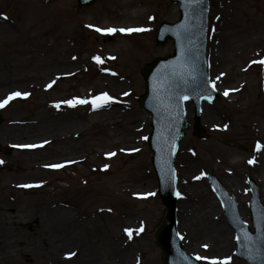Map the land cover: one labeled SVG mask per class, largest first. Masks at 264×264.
<instances>
[{"label":"rangeland","instance_id":"rangeland-1","mask_svg":"<svg viewBox=\"0 0 264 264\" xmlns=\"http://www.w3.org/2000/svg\"><path fill=\"white\" fill-rule=\"evenodd\" d=\"M117 1L95 0L91 7L78 10L76 0H0V101L12 91L18 92L15 85L33 86L58 73L50 79L51 87L48 84L37 90L27 86L20 92L28 93L27 97H15L0 107L4 118L0 126V204H9L8 213L17 218L45 205L40 216L43 226L49 221L47 205L67 210L71 228L50 225L37 231L45 234L46 244L51 241L60 251L75 253L65 264H162L163 255L153 234L165 208L157 196L145 140L150 118L139 99L144 94L142 66L172 54L171 42L158 47L155 35L160 22L178 19V7L169 0H133L140 8H129L128 16L122 18L124 10ZM227 8L228 15L221 16ZM220 21L228 23L226 32L233 49L214 65L213 72L210 50ZM96 28L145 30L116 31L110 33L112 39L108 41L96 33ZM260 34H264V0H210L207 71L211 83L220 89L219 98L202 106L205 138L194 135L193 110L187 105L189 128L175 158V168L178 161L189 159L186 175L202 186L201 193L195 194L199 210L207 211L216 200L206 180L207 174H213L243 208L247 224L248 178L260 188L264 204V147H256L258 142L264 146V64L259 62L264 59V40ZM102 93L113 100L99 115L94 114L91 103L75 107L62 103L73 98L91 100ZM74 122L79 127L73 128ZM58 126L68 133L75 131L76 140L42 148L14 144L40 141ZM17 127L24 128L21 137L29 138L15 141L13 131ZM73 157L79 159L60 168L48 167V163ZM134 179L138 183L132 184ZM19 183L24 186L16 187ZM181 185L177 181V223L184 201ZM214 209V220L208 222L228 227L220 204ZM191 215L196 216L195 212ZM11 229L9 221L3 227L0 220L3 244L17 257L11 263L28 264V259H38L40 255L32 247L45 245H17ZM228 229L232 233L229 243L217 241L208 228L197 233L195 245H183L191 254L204 258L198 259L201 264L227 257H231L229 264H244L234 256V236ZM126 230H131V239ZM61 243L68 246L61 249ZM24 247L30 252L23 253ZM18 249H22L20 254Z\"/></svg>","mask_w":264,"mask_h":264},{"label":"water","instance_id":"water-1","mask_svg":"<svg viewBox=\"0 0 264 264\" xmlns=\"http://www.w3.org/2000/svg\"><path fill=\"white\" fill-rule=\"evenodd\" d=\"M171 1L179 4L180 19L172 25L161 24L157 44L162 46L170 39L175 49L172 56L155 59L150 65L142 68L145 94L140 103L152 119L147 141L153 153L151 161L158 180L159 197L166 208V215L154 234L155 243L164 255L162 264H197L183 252L176 231L177 192L173 161L178 141L187 128L185 102L194 104L195 133L202 135L199 126L201 102H212L217 97L208 83L205 64L209 0H200L195 6H189L186 0ZM92 2L93 0H78V6L87 7ZM180 73H183V77ZM209 180L223 204L228 223L235 230L236 236L240 237V240L236 238L237 258L245 260L246 264H264V247H261L264 245V208L258 199L256 186L250 184L249 206L254 228V233L251 234L238 215L234 199L228 196L212 176H209ZM245 232L256 241V247L259 248V251L253 249V259L248 258V249L245 247L248 240L244 237Z\"/></svg>","mask_w":264,"mask_h":264},{"label":"bare ground","instance_id":"bare-ground-1","mask_svg":"<svg viewBox=\"0 0 264 264\" xmlns=\"http://www.w3.org/2000/svg\"><path fill=\"white\" fill-rule=\"evenodd\" d=\"M116 5H118L119 8H122L124 10V12L121 14V17L123 18L124 16H128L127 11L129 10V8L131 9H139L140 8V4L137 6L134 4L133 0H131V2L129 0H118L116 2ZM228 11L229 8H227L225 11L222 12L221 16H227L228 15ZM232 15V14H231ZM228 23L224 22V21H220L219 24H217L216 28H215V32L216 36L213 40V46H211V50H210V60H211V65L212 68L211 70H213L214 72V65L217 64L218 62H222L223 61V57L224 55H228V53L233 49V46L231 45V37L230 34L228 32H226V30L228 29L227 26ZM260 38L263 41L264 40V34H260ZM231 41V42H230ZM48 74V73H47ZM46 74V75H47ZM58 73H52L50 75H47L48 77H50V79H53ZM19 77H22V75H18ZM42 77H44L45 75L42 74ZM50 79L46 78V76L44 77L43 81L39 83V81H37L36 83L32 85L29 84H25L22 85L21 87H18L15 85V87L18 89V92L24 91L21 90L22 88H26L27 86H31L37 90H40L44 87H46L48 84H50ZM216 89L219 91L220 89L218 87H216ZM12 92H17L12 91ZM25 92V91H24ZM110 104L101 107V109H97L95 110V115H99L100 113L104 112L102 110V108H106L108 107ZM99 113V114H98ZM186 113L187 115L189 114V108H186ZM73 128L75 127H79V124L77 123H73L72 124ZM35 127H39V124H37ZM81 129H83V127H80ZM34 129V128H31ZM67 129V128H66ZM14 133V140L15 141H19V139H28L29 137H21V135L25 134L24 128H15V130L13 131ZM75 131L74 132H67V130H65L63 127L58 126L56 129L52 130L50 132H48L44 138H42L40 141H35V142H20V143H14V144H21V145H26V144H35V145H39L40 148H42V146L44 145H49V144H54V143H62V141H68L69 143H72L75 139ZM12 134V133H11ZM35 138V137H34ZM70 140V141H69ZM45 141H47V143H44ZM46 145V146H47ZM46 150V149H45ZM74 153H68L69 156L73 155ZM79 158L77 157H73V158H66L63 160H60L58 162H53V163H48L49 165L51 164H67V163H71L73 161H77ZM186 161H178L176 165L177 168L176 169V174H177V180L179 182H181L183 185L180 186V188L182 190H180L181 194L183 195L184 201H183V205H182V213H181V219H178V223H177V230L178 233L183 237V242L185 243L186 246H193L195 245L194 241H195V236L197 235V233H199L200 230H206V229H210V231H212V234L214 236V238L219 241V239H222L223 241H226L229 243L230 238L232 237V233L231 231L228 229V227H221V226H217L216 224H210L208 221H212L214 220V211H215V206L218 205L217 201L214 199L213 202H211L213 207H209V209L207 211L204 210H199L196 205V199H195V194L197 193H201L199 192V189L202 187L201 184H197L195 179H192L191 177H188L186 175V173L189 171L188 170V166L187 164L189 163V159H185ZM185 162V163H184ZM233 165H235V162H232ZM260 165V164H259ZM258 164H254V167H258L260 168L261 166H259ZM131 182V181H130ZM132 184H136L138 182H136V180L134 179L132 182ZM24 186V184L19 183L16 184V187H22ZM45 205L41 208V210L39 211L38 209L33 210L32 212H25L24 214H22V216L20 218H17L16 215L14 213H8V210L10 208L9 204H0V220L2 221V226L5 227V222L9 221L10 227L12 228L11 234H15V238H14V242L17 245L20 244H36L37 242H40L42 244L45 245V247H32L33 249H37V254L40 255L38 256V259L32 260V259H28V264H39V263H45V262H50L52 261L55 264H65L68 262V258L66 256V254H68V252L65 251L64 246H68V243H61V251H60V247L56 248L54 246V244H50L53 243L50 241V243L46 244L45 240L46 238H44L43 234H37V231H39L40 229H44L50 225H53L56 229L57 228H62L63 230H68L69 228H71L73 225L70 224V221L67 219L68 217V212L67 210H63L61 208H57L54 205H47V209L48 212L46 214V216H48V223L43 226V221L40 220V216L44 215L45 209H44ZM219 208V207H218ZM196 214V216L191 215V213ZM239 212H240V216L243 220L246 219V213L243 210V208L239 207ZM192 216V217H191ZM5 221V222H4ZM198 224H200V226L198 227ZM23 227L26 228V230H23ZM1 235H3L1 233ZM1 235H0V264H12L11 262L15 259H17L16 255L14 254V251L11 250L10 247H8L7 245L3 244V240L1 239ZM48 235V234H47ZM57 236V235H56ZM54 237V236H53ZM59 237V235H58ZM61 237V236H60ZM59 237V238H60ZM65 240V237L62 236ZM54 240V238H53ZM69 242V241H68ZM187 242V244H186ZM215 242V241H213ZM219 243V242H218ZM54 246V247H53ZM185 247V246H184ZM189 247H187L189 250H191ZM217 247L221 248V244H218ZM31 248V249H32ZM186 248V247H185ZM22 252V249H18L17 253ZM28 252H30V249L28 247H24L23 253L27 254ZM83 257V254L82 256ZM46 264V263H45ZM70 264V263H69ZM210 264H222V260L221 259H212L210 260Z\"/></svg>","mask_w":264,"mask_h":264},{"label":"snow or ice","instance_id":"snow-or-ice-1","mask_svg":"<svg viewBox=\"0 0 264 264\" xmlns=\"http://www.w3.org/2000/svg\"><path fill=\"white\" fill-rule=\"evenodd\" d=\"M186 3L189 6H195L198 5L200 3V0H186ZM151 19V17L149 18ZM89 27H93L91 25H89ZM98 32H107V33H115L116 31H120V32H126V33H131L133 31H144L145 29H114V28H108V29H100V28H96L95 29ZM93 59H95L97 61V63H100V58L99 57H94ZM260 63L264 64V59H262L261 61H259ZM105 71H107L105 69ZM189 74H191V72H189ZM174 75H176V73H174ZM179 75H181V77H183V73H180ZM214 82H213V87H214ZM48 87H51V84L48 85ZM225 95L228 94L227 91H225L224 93ZM28 93H20V92H13L10 93L9 96L4 100V101H0V107H3L4 105H6L11 99L15 98V97H19V96H28ZM125 95H127V93H125ZM188 97H184V99H187ZM113 97H111L110 95H108V93H102L94 98H92L91 100H85V99H80V98H73L72 100H66L63 101L62 103L69 105L70 107H75L79 104H85V103H91L93 110L95 109H99L101 107H104L106 105H108L110 102H112ZM57 108L60 107V104L57 103L55 105ZM227 127V126H225ZM145 139H147L145 137ZM44 143H47V141H45ZM20 147H37V145H21ZM257 150H259L262 146L259 142L256 145ZM108 156H112L115 155V153H108ZM253 161H249V163H252ZM0 163H2V161H0ZM64 165L62 164H54V165H49L48 167H52V168H60L63 167ZM105 168L108 167V165L104 166ZM201 175L203 176L204 173H201ZM173 177H174V172H173ZM199 178V177H197ZM27 187V186H26ZM177 196L180 195V193H176ZM126 232L129 233V239H131V230H126ZM244 237L248 240V243L245 245V247L248 249V253L249 259H253L254 257L252 256V252L253 249H256L257 251H259V248L256 247V241L252 240V238L248 235L247 232L244 233ZM237 240H240V237H237ZM206 247V246H205ZM261 247H264V245H261ZM72 255H75V253H68L66 254L67 257H71ZM197 259H204L203 257H197ZM231 260V257H227L224 259V261H222V264H229Z\"/></svg>","mask_w":264,"mask_h":264}]
</instances>
